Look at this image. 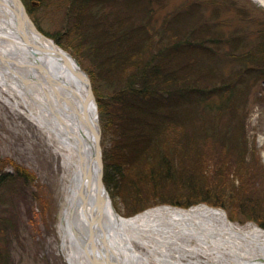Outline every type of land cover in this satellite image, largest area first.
<instances>
[{
    "label": "trees",
    "instance_id": "1",
    "mask_svg": "<svg viewBox=\"0 0 264 264\" xmlns=\"http://www.w3.org/2000/svg\"><path fill=\"white\" fill-rule=\"evenodd\" d=\"M58 1L52 0L55 7ZM62 3L64 29L69 28L80 43L75 56L80 59L85 44L88 51L81 55L93 60L92 68L80 64L91 78L99 117L103 118V121L99 118L103 135L112 133L111 144L107 150L103 148L105 186L113 182L125 202L127 199L132 203V213L156 204L187 208L207 202L223 206L235 193L230 183L232 162L216 150L215 140H210L215 137L214 129L207 132L205 126H196L192 112L196 109L197 117L202 118L200 111L234 106L238 84L232 79L244 75L245 84L252 66L263 71L256 76L264 77L261 68L264 42L238 55L237 59L245 66L238 67L241 70L234 71L235 76L230 79L217 75L218 71L212 73L215 70L212 66L196 70L195 60L200 62L197 59L200 52L213 53L208 48L211 45L207 48L201 45L204 38L211 37L217 42L214 46L217 49L219 37L210 33L204 37L195 29L194 22L174 28L173 25L179 24V16L166 19L171 26L169 30L166 27L164 32L155 31L149 22L151 0H62ZM25 4L29 14L37 5H47L44 0ZM101 80L112 88L108 94L110 101L101 89ZM215 96L218 97L214 99ZM241 117L239 113L237 137H229L228 141L243 152L246 143ZM190 126L192 130H187ZM218 139L224 144L223 136ZM8 165L9 170L5 169ZM242 165L245 167L246 162ZM210 171V178L221 173L230 176L221 181L208 179ZM30 179V173L21 166L11 161L0 163L1 191L7 186L14 189L18 180L23 183ZM254 194L246 195L245 201L238 200V206L251 203L256 208L260 198ZM4 198L0 196L1 204ZM14 218L13 212L12 217L0 214V264L10 262L8 237L15 227Z\"/></svg>",
    "mask_w": 264,
    "mask_h": 264
},
{
    "label": "rangeland",
    "instance_id": "2",
    "mask_svg": "<svg viewBox=\"0 0 264 264\" xmlns=\"http://www.w3.org/2000/svg\"><path fill=\"white\" fill-rule=\"evenodd\" d=\"M28 1L30 0H23L24 3ZM44 1L47 5L42 7L37 5L29 14L38 30L52 39L57 46L67 51L79 63L82 62L86 67L92 68V58L81 55V52L88 51L87 45L83 44L79 55L80 59L75 56L77 55L75 51L78 52L80 43L69 28L64 29L66 23H64L65 9L62 8V0L58 1L57 7L52 0ZM149 5L151 8L149 22L155 31H163L166 27L169 30L171 26L170 23L167 25L166 19L179 16V24L173 25L174 28L175 26L184 28L194 22L196 23L195 29L199 30V34L205 37L207 33H210L219 37L218 45L220 46L217 49H215L217 42L214 43L211 37L204 38L201 45L205 48L211 45L208 48L212 49L213 53L202 51L203 54L200 52L197 57L200 62L197 63L195 60L196 70L200 69L197 67L212 66L213 69L215 68V72L212 71V73L218 71L217 75L222 74L224 77L232 78L235 76V73H232L238 70V67L245 66L241 60L237 59L238 55L248 53L264 42V2L259 3L254 0H151ZM112 8L117 9L119 6ZM198 26L201 29L210 27L211 30L200 31ZM258 68L252 66V70L249 72L251 75L247 77L245 84L244 78H242L244 75L232 79L238 84V92L235 95L237 98L233 101L234 106L224 107L217 110L218 112L200 111V115H203L202 118L197 117L199 112L196 109L192 112L197 123L196 126L199 124L205 126L208 129L207 132L214 129L215 137H210V140H215L216 150L220 154L224 153L223 155L231 160L230 169L234 171H231L230 183L235 188V193L229 198L232 199H228L226 203L223 200V206H213L207 202H199L192 206L203 204L222 210L229 222L235 226H257L264 229V77L262 74L256 76L257 72H263L258 71ZM261 68L264 70V67L261 66ZM101 81V89L107 93L105 98L110 101L111 97L108 94L112 88L107 86L105 80ZM7 96V94L0 93V163L3 165L11 161L26 169L32 177L23 183L18 180L14 186L16 190L8 186L3 191L0 190V196L5 197L3 204L0 203V214H8L10 217H12V212L15 214L13 219L15 227L12 228L8 237L10 249L8 264H69L60 248V236L57 230L60 195L55 180L58 160L50 148L47 129L35 124L24 106H16V102L19 101L18 97L8 96L11 99L6 100ZM217 97L215 96L214 99ZM239 113L243 119L242 130L246 143V150L243 152H240L238 147L232 146L228 141L229 137H237L236 132L240 129L237 122ZM99 118L103 121L101 115ZM211 123L213 127L210 126ZM214 124L217 125L216 129ZM191 128L193 127L190 126L187 130H192ZM222 136L224 144H221L218 139ZM238 136L240 139V134ZM111 138V132H106L103 135L102 131V151L103 148L107 150L111 144ZM243 156L244 159H242ZM244 161L246 162L245 167L242 165ZM104 166L103 161L105 170ZM9 167L8 165L5 169H11ZM245 172H247L246 175ZM206 176L208 179L213 178L221 181L227 180L230 175L225 176L224 173H221L210 178L212 176L210 171ZM115 187L112 182L106 186V190L115 210L125 217L161 205L183 208L171 204H156L132 213L134 212L132 203L127 199L126 203ZM248 194H254L260 198L256 208H253L251 203H246L245 207L238 206L240 203L238 200L245 201L244 197ZM250 212L256 215L250 214ZM252 215L253 217H250ZM193 242L188 236L178 235L175 240H168L165 247L161 242H156V247L165 249L166 257L170 263L179 258L181 263L191 264L234 263V258L226 252L219 253L215 257L214 251L204 243H200L196 250L191 249L190 246ZM136 249L152 259V253L146 248L137 246ZM204 250L208 253L203 254Z\"/></svg>",
    "mask_w": 264,
    "mask_h": 264
},
{
    "label": "bare ground",
    "instance_id": "3",
    "mask_svg": "<svg viewBox=\"0 0 264 264\" xmlns=\"http://www.w3.org/2000/svg\"><path fill=\"white\" fill-rule=\"evenodd\" d=\"M12 5V0H0V93L18 97L16 106H24L35 124L47 129L50 148L58 160L55 181L60 195V248L69 264H92L84 243L88 219L95 212L97 166L94 138L82 104L85 86L55 54L52 42L29 30L35 47L22 41ZM1 56L12 58L16 64ZM8 96L6 100L11 99ZM87 111L93 113L91 104ZM178 235L194 241L191 249L204 243L215 257L222 252L230 254L232 264H264V229L235 226L224 211L203 204L189 208L157 206L125 217L115 210L108 192L95 227V244L113 264H191L181 263L180 258L170 263L166 257L163 247ZM156 242L163 247L157 248ZM137 246L152 253V259Z\"/></svg>",
    "mask_w": 264,
    "mask_h": 264
},
{
    "label": "water",
    "instance_id": "4",
    "mask_svg": "<svg viewBox=\"0 0 264 264\" xmlns=\"http://www.w3.org/2000/svg\"><path fill=\"white\" fill-rule=\"evenodd\" d=\"M12 2L13 5L11 9L15 20V27L17 28L18 34L21 37L22 41L30 47H35V45L32 43V40L30 39V36L27 34V31L29 30L32 33L38 34L42 38H45L52 42L54 45L53 51L55 52V54H58V56L61 57V60L65 64V66L85 86V96L83 98L82 104L84 108L85 119L88 122V126L94 138V159L97 166L95 183L97 192L93 204L95 212L88 219L87 237L86 242L84 243V250L92 264H113L109 262V259L103 256L101 250H99L97 245L95 244V227L99 222L102 206L105 204L107 199V190L104 183L103 153L101 145L102 130L98 119V106L91 78L88 73L83 70V68H81L79 62L73 56L57 46V44H55L52 39L48 38L38 30L33 20L30 18L23 0H12ZM6 57L1 56V59L6 61H13L15 63L12 58L7 59ZM50 77L51 76L49 75L47 76L49 80H51ZM23 81L26 82V79H23ZM90 104L93 106L92 114H89L87 111V107ZM83 206H85V199H83ZM87 246H90V250H88Z\"/></svg>",
    "mask_w": 264,
    "mask_h": 264
}]
</instances>
